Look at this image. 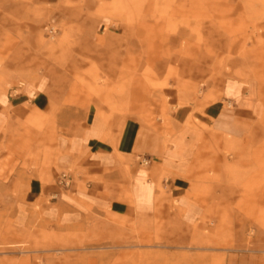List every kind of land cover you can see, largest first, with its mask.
Segmentation results:
<instances>
[{"label": "rangeland", "instance_id": "obj_1", "mask_svg": "<svg viewBox=\"0 0 264 264\" xmlns=\"http://www.w3.org/2000/svg\"><path fill=\"white\" fill-rule=\"evenodd\" d=\"M0 94L32 101L0 100V264H264V0H0ZM96 118L132 149L104 179ZM62 173L120 212L55 195Z\"/></svg>", "mask_w": 264, "mask_h": 264}, {"label": "crops", "instance_id": "obj_2", "mask_svg": "<svg viewBox=\"0 0 264 264\" xmlns=\"http://www.w3.org/2000/svg\"><path fill=\"white\" fill-rule=\"evenodd\" d=\"M225 97L227 99H234L238 101L243 95H245L244 88L237 84L226 85L224 90ZM249 95V94H248ZM0 100L10 107H19L25 103H32L28 98H18V97H4L0 94ZM217 113L213 115L216 117ZM102 126L98 123V119L94 120L92 127H89L90 135L87 137V151L91 154L87 158H84L85 168L84 172L87 176H100L101 178H107L109 174L106 170L109 167H120V154H128L132 149L127 147V138L123 140L122 146L126 148H120V143L114 147L107 144L101 135L99 136V131ZM128 137V136H127ZM127 143V144H126ZM155 169H153L154 171ZM151 171L144 168H139L135 171L132 178L127 181L125 187V192L129 196V203H132L137 211H145L150 208V203L153 202L155 190H156V180L151 175ZM85 178L80 180H73L66 189H62L55 184L56 189L53 192L62 193L64 195H70L74 198L81 200L94 201L98 205H106L115 212H120L119 210L123 207L124 202L116 197L119 194V190L112 192L113 188L111 186L104 185L97 180H93L90 183H85ZM55 195H58V194ZM117 193V194H116ZM122 193V192H121Z\"/></svg>", "mask_w": 264, "mask_h": 264}, {"label": "built area", "instance_id": "obj_3", "mask_svg": "<svg viewBox=\"0 0 264 264\" xmlns=\"http://www.w3.org/2000/svg\"><path fill=\"white\" fill-rule=\"evenodd\" d=\"M70 178L66 173H62L60 176L59 184L63 185L64 187H68L70 185Z\"/></svg>", "mask_w": 264, "mask_h": 264}]
</instances>
